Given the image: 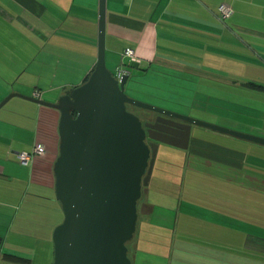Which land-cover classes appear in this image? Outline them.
<instances>
[{"label":"crops","instance_id":"0c3cea01","mask_svg":"<svg viewBox=\"0 0 264 264\" xmlns=\"http://www.w3.org/2000/svg\"><path fill=\"white\" fill-rule=\"evenodd\" d=\"M221 3L232 8L225 19ZM98 19L99 0H0V101L38 89L39 98L55 102L83 82L97 60ZM125 47L139 57L136 76L155 68L196 77L191 109L207 111L200 102L206 85L220 99L254 92L264 104V0H105V58L114 74ZM11 98L0 107V264H50L53 230L63 219L53 172L60 112ZM231 105L213 104L224 114L207 112L264 136L257 122L264 106L250 121L229 118ZM38 142L45 154L20 163L17 153ZM181 150L193 156L183 163L184 184L201 214L194 223L177 221L168 264H264V145L192 127ZM154 209L149 198L137 203L132 264L138 242L152 238L147 225L138 227L139 216L144 222Z\"/></svg>","mask_w":264,"mask_h":264},{"label":"water","instance_id":"95a60500","mask_svg":"<svg viewBox=\"0 0 264 264\" xmlns=\"http://www.w3.org/2000/svg\"><path fill=\"white\" fill-rule=\"evenodd\" d=\"M128 78V73L117 77L106 65L105 0H99L97 60L87 78L55 102L20 92H10L0 101L1 107L19 96L60 112L53 172L63 219L53 230L50 264H132L128 242L136 231L137 203L150 179L159 142L186 150L192 126L199 125L264 145V136L132 98L124 90ZM128 105L182 120L174 125L185 128L182 142L153 136L150 129L159 130L161 117L143 122Z\"/></svg>","mask_w":264,"mask_h":264},{"label":"rangeland","instance_id":"374dc122","mask_svg":"<svg viewBox=\"0 0 264 264\" xmlns=\"http://www.w3.org/2000/svg\"><path fill=\"white\" fill-rule=\"evenodd\" d=\"M133 71V74L131 73L125 83L124 89L132 98L221 126H225L223 125L225 119L217 118V116L207 112L215 111L224 114L223 109L216 108L213 104H216L218 107L224 105V108L231 104H235L233 106L231 105V108L235 110H232L234 113L231 111L233 115L229 116V118L232 117V119L250 121H257L260 118L259 113L260 110H262L261 105L264 106L261 102L262 99L258 98L257 93L250 92L249 95L245 94L243 96L234 95L233 99L224 100L217 96V92L214 91L215 88L213 89L206 85L207 87L205 86L204 88V94H200L202 100L200 102L203 104L202 106L205 107L204 110L207 111L199 112L190 108L192 101L191 97L193 95L191 92L197 89L195 88L196 77L184 76L183 73L174 72L170 69H165L164 74H161L162 76L158 75L160 74L158 73L159 70L155 68H152L147 75L140 74L136 76L137 73ZM181 82H183L182 86L178 84ZM202 86L203 85H201V87ZM220 95L221 94H219V96ZM211 96H213V98H211ZM14 97L19 96H13L12 98ZM127 108L137 114L142 121L153 120L156 115L154 111L138 108L133 105H128ZM235 113L238 114V116H236ZM228 114H230V112H228ZM257 122L261 123V125L264 124L262 121ZM192 127L193 132L196 134L203 133L208 135V133H220L199 125H193ZM221 134L227 135L225 133ZM188 159H193V156H190L189 153L186 154L184 150L177 147L165 144H161L158 147L150 179L146 185L142 186L141 197L138 201V204H140L141 200L149 198V201L155 204L154 211L147 215L146 220L143 219L144 222H141V216H139L140 220L138 219V227L144 229L145 225H147L150 231L148 236L152 238L148 241L140 240L138 242V247L136 249L134 248V264H168L171 260H168L167 249L173 229L176 228L178 222L181 223L183 219L189 220L191 223L196 222L198 217L195 215L198 216L201 214L198 212V209L201 207L187 201L188 188L191 186L188 182L184 184L183 172L185 164L183 163L184 161L186 163ZM189 167L191 166L189 165ZM186 173L189 174L188 172ZM184 187H186V190H184ZM179 197L182 198L180 205ZM184 209H187L186 213L183 212ZM203 209L210 210V208L207 207H203ZM205 213L209 214V211ZM183 215L186 217L183 218ZM179 229L180 228H178V230ZM174 234H177L176 231ZM128 246L129 256L132 257L131 248L134 246L133 239L128 242Z\"/></svg>","mask_w":264,"mask_h":264},{"label":"built area","instance_id":"2783aa9c","mask_svg":"<svg viewBox=\"0 0 264 264\" xmlns=\"http://www.w3.org/2000/svg\"><path fill=\"white\" fill-rule=\"evenodd\" d=\"M232 13V8L226 3H221L219 5V17L220 19H225ZM139 57L137 56L135 50L131 47H125L121 53V62L116 73L117 77L128 73L130 74L129 64L138 63ZM40 91L38 89L34 90L33 97L39 98ZM46 152V146L43 143H34L29 150H22L17 153V158L20 163L28 164L34 156H42Z\"/></svg>","mask_w":264,"mask_h":264},{"label":"flooded vegetation","instance_id":"af4514ba","mask_svg":"<svg viewBox=\"0 0 264 264\" xmlns=\"http://www.w3.org/2000/svg\"><path fill=\"white\" fill-rule=\"evenodd\" d=\"M158 117H161L159 118L160 121L163 120L164 123L162 124H157V127L159 130L157 129H150V133L153 135V136H156V137H164L166 139H169V140H177L179 142H182L186 132H185V128L184 126L181 125V129L180 128H177L175 127L174 125L175 124V121L176 122H179V123H184L182 120L180 119H177V118H170L169 116H166V115H161L159 116L158 113H156L155 117L153 118V120H148L149 122H152L154 123L156 121V118ZM145 122V121H143ZM146 130H148V127H145ZM161 131H166V132H170V133H173V134H176L178 135L177 139H174L170 136H167L165 134H163ZM146 141H152V139H150L148 136H146ZM161 144H165V145H169V146H173V145H170V144H166V143H163V142H159V145L158 147L161 145ZM174 147V146H173Z\"/></svg>","mask_w":264,"mask_h":264},{"label":"trees","instance_id":"16d2710c","mask_svg":"<svg viewBox=\"0 0 264 264\" xmlns=\"http://www.w3.org/2000/svg\"><path fill=\"white\" fill-rule=\"evenodd\" d=\"M129 68H130V74H129V76H130L131 73H132V71H133V68H134L133 65H132V63L129 64ZM86 78H87V77H86ZM86 78H85V79H86ZM85 79H84V80H85ZM0 246H1V237H0Z\"/></svg>","mask_w":264,"mask_h":264}]
</instances>
